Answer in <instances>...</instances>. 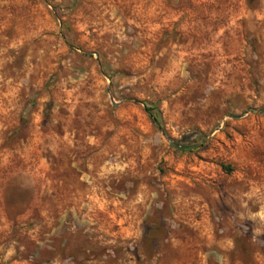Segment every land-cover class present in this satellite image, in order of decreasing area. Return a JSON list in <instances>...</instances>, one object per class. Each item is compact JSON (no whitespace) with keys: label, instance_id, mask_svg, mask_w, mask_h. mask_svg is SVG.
Listing matches in <instances>:
<instances>
[{"label":"rangeland","instance_id":"374dc122","mask_svg":"<svg viewBox=\"0 0 264 264\" xmlns=\"http://www.w3.org/2000/svg\"><path fill=\"white\" fill-rule=\"evenodd\" d=\"M262 210L264 0H0V264H264Z\"/></svg>","mask_w":264,"mask_h":264},{"label":"trees","instance_id":"16d2710c","mask_svg":"<svg viewBox=\"0 0 264 264\" xmlns=\"http://www.w3.org/2000/svg\"><path fill=\"white\" fill-rule=\"evenodd\" d=\"M146 109H147V110H151L152 108H151L150 106H146ZM152 117H153V116H152ZM153 121H154L155 123H157V120H156V118H154V117H153Z\"/></svg>","mask_w":264,"mask_h":264},{"label":"clouds","instance_id":"9594fccd","mask_svg":"<svg viewBox=\"0 0 264 264\" xmlns=\"http://www.w3.org/2000/svg\"><path fill=\"white\" fill-rule=\"evenodd\" d=\"M262 219H264V210H262L260 213H258Z\"/></svg>","mask_w":264,"mask_h":264},{"label":"water","instance_id":"95a60500","mask_svg":"<svg viewBox=\"0 0 264 264\" xmlns=\"http://www.w3.org/2000/svg\"><path fill=\"white\" fill-rule=\"evenodd\" d=\"M114 104H117V103H114ZM172 144H176V142L172 141Z\"/></svg>","mask_w":264,"mask_h":264}]
</instances>
